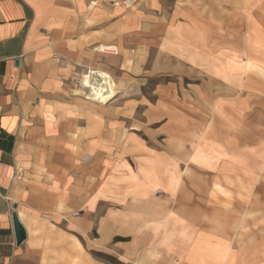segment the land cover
<instances>
[{
  "label": "crops",
  "instance_id": "1",
  "mask_svg": "<svg viewBox=\"0 0 264 264\" xmlns=\"http://www.w3.org/2000/svg\"><path fill=\"white\" fill-rule=\"evenodd\" d=\"M101 206L133 264H264V0H0V264Z\"/></svg>",
  "mask_w": 264,
  "mask_h": 264
},
{
  "label": "rangeland",
  "instance_id": "2",
  "mask_svg": "<svg viewBox=\"0 0 264 264\" xmlns=\"http://www.w3.org/2000/svg\"><path fill=\"white\" fill-rule=\"evenodd\" d=\"M99 49L101 50L102 47H99ZM87 71L104 72L109 75L114 82L116 91L104 102L90 99L92 102L104 106L118 98L119 91L113 76L107 71L91 67L86 68L81 73L75 83V90L80 89L84 91L82 92L83 95L88 94L87 88L81 85L83 76L87 74ZM94 76L96 75L94 74ZM166 79L164 78V80ZM156 81L158 79L148 80L141 87L148 101L152 100L150 90ZM82 94H79V96L84 99L85 95L82 96ZM85 102L91 104L86 100ZM150 132L151 130L143 129L138 133L148 140ZM112 211L105 209L103 206L97 208L96 225L87 235L79 233L75 228L65 223L54 222V220L53 224H48L46 227L37 226L29 233L32 238H35L31 242L32 250L25 254H18L13 264H133L136 259L134 237L126 235V233L121 234L119 231L120 226H117L116 231H114L111 230L113 227L98 224V221L103 219L104 213ZM230 227L234 230L238 229L237 225H230ZM240 229L243 230L242 226H240Z\"/></svg>",
  "mask_w": 264,
  "mask_h": 264
},
{
  "label": "bare ground",
  "instance_id": "3",
  "mask_svg": "<svg viewBox=\"0 0 264 264\" xmlns=\"http://www.w3.org/2000/svg\"><path fill=\"white\" fill-rule=\"evenodd\" d=\"M82 82L90 89L87 95L84 94L88 99L104 102L116 92L112 78L104 72H98L96 77L85 74ZM81 92L84 91L81 90Z\"/></svg>",
  "mask_w": 264,
  "mask_h": 264
},
{
  "label": "water",
  "instance_id": "4",
  "mask_svg": "<svg viewBox=\"0 0 264 264\" xmlns=\"http://www.w3.org/2000/svg\"><path fill=\"white\" fill-rule=\"evenodd\" d=\"M17 63H18V60H15V64ZM12 207L13 209H15L16 204H13ZM11 216H12V224H13V230H14V236H15V244L16 246H19L27 238L26 230L24 226L22 225V223L19 221L15 210L12 211Z\"/></svg>",
  "mask_w": 264,
  "mask_h": 264
},
{
  "label": "built area",
  "instance_id": "5",
  "mask_svg": "<svg viewBox=\"0 0 264 264\" xmlns=\"http://www.w3.org/2000/svg\"><path fill=\"white\" fill-rule=\"evenodd\" d=\"M89 74H91L92 77H96V76H94V74L97 75V72H95V71H87L86 75H89ZM82 83L83 82H81V85L84 86ZM84 87L87 88V91L89 92V90H90L89 87H87V86H84Z\"/></svg>",
  "mask_w": 264,
  "mask_h": 264
}]
</instances>
